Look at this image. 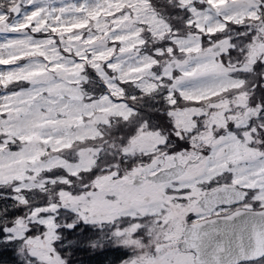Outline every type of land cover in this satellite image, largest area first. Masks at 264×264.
Here are the masks:
<instances>
[{
	"label": "snow or ice",
	"instance_id": "snow-or-ice-1",
	"mask_svg": "<svg viewBox=\"0 0 264 264\" xmlns=\"http://www.w3.org/2000/svg\"><path fill=\"white\" fill-rule=\"evenodd\" d=\"M0 33L15 264H264V0H0Z\"/></svg>",
	"mask_w": 264,
	"mask_h": 264
},
{
	"label": "rangeland",
	"instance_id": "rangeland-1",
	"mask_svg": "<svg viewBox=\"0 0 264 264\" xmlns=\"http://www.w3.org/2000/svg\"><path fill=\"white\" fill-rule=\"evenodd\" d=\"M63 2H64V3L71 2V3H75V4H80V3H85V2H87L88 4H92V3H94V0H63ZM154 2L156 3L157 0H154ZM54 6H56V7H60V6H62V4L57 3V4H54ZM24 7H25L26 10L31 11L33 6H32V5H25ZM238 30H240V32H243V31H244V29L241 28V27H239ZM16 35H17L16 33H0V43H3L4 40H5V38H9V39H10V38L15 37ZM33 35H34V37H36V38H43V35H42V34H33ZM243 39L246 40L247 37H244ZM7 67H11V66L0 65V69H2V68H7ZM23 86H24V87H28L27 84H24ZM257 89L259 90V84H258V86H257ZM185 103H186V102H184V101L181 100L179 106H180V107H183V106L185 105ZM163 120H164L165 123H168V122H169V121L167 120V117H163ZM157 122H158V121H157ZM181 146H183V145H181ZM173 150H176V149H173ZM206 187H211V185H208V186H206ZM253 207H258V205L253 204ZM191 217H193V216H191ZM112 249H115V248H112ZM121 249H122V248H121ZM122 250H124V249H122ZM84 259L87 260L88 257H87V256H84ZM112 260H114V259H112V255H111L110 259H108L107 261H105V264H110V262H111ZM115 260H116V264H119V259H115Z\"/></svg>",
	"mask_w": 264,
	"mask_h": 264
},
{
	"label": "trees",
	"instance_id": "trees-1",
	"mask_svg": "<svg viewBox=\"0 0 264 264\" xmlns=\"http://www.w3.org/2000/svg\"><path fill=\"white\" fill-rule=\"evenodd\" d=\"M160 2L161 0H157L156 3ZM232 28L240 32V30H238L239 26L233 25ZM123 253L124 250L122 249H112L108 259H110L111 255L112 259L124 258V256L122 255ZM79 259L83 260L84 256L81 255ZM0 264H15V254L11 248L0 247Z\"/></svg>",
	"mask_w": 264,
	"mask_h": 264
},
{
	"label": "flooded vegetation",
	"instance_id": "flooded-vegetation-1",
	"mask_svg": "<svg viewBox=\"0 0 264 264\" xmlns=\"http://www.w3.org/2000/svg\"><path fill=\"white\" fill-rule=\"evenodd\" d=\"M192 219H194V218H192Z\"/></svg>",
	"mask_w": 264,
	"mask_h": 264
}]
</instances>
